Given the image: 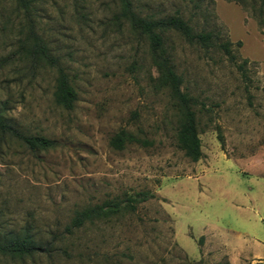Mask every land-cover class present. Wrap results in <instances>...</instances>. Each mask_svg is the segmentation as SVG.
I'll return each mask as SVG.
<instances>
[{
	"label": "rangeland",
	"instance_id": "1",
	"mask_svg": "<svg viewBox=\"0 0 264 264\" xmlns=\"http://www.w3.org/2000/svg\"><path fill=\"white\" fill-rule=\"evenodd\" d=\"M130 1L139 16L177 14L212 35L202 46L162 33L194 101L202 157L192 162L177 147L169 90L146 37L116 19L118 0H30L27 11L0 0V116L54 144L30 150L0 136V244L26 235L49 247L0 253V264H208L203 231L238 244L251 229L264 243V0ZM29 31L67 74L71 109L52 95L56 69L24 58ZM226 41L233 60L218 48ZM120 131L140 143L112 148ZM142 192L153 198L133 211L65 231L76 212Z\"/></svg>",
	"mask_w": 264,
	"mask_h": 264
},
{
	"label": "trees",
	"instance_id": "2",
	"mask_svg": "<svg viewBox=\"0 0 264 264\" xmlns=\"http://www.w3.org/2000/svg\"><path fill=\"white\" fill-rule=\"evenodd\" d=\"M120 4V12L116 19H123L129 23L132 30L144 35L148 40L151 53L152 64L158 73V81L168 88L170 98L173 100L174 107L179 116V124L176 133L177 147L183 151L184 155L192 162H197L202 157L200 149V139L197 131L196 116L193 110V98L187 96L180 89V78L176 75L168 59L164 55L162 49V33L167 31H177L189 43H198L202 46H208L212 43V35L209 33H194L191 26L179 15H171L165 18L154 19L151 17L139 16L133 10L130 0H118ZM18 8L25 11L28 10L30 0H14ZM239 44V43H238ZM229 43L222 42L218 44V48L224 52L228 58L232 59ZM21 51L28 61L32 63H42L44 65L54 67L57 71L55 90L52 95L56 104L71 109L76 101V93L69 81L67 74L63 71L57 58L50 52L46 43L33 31L28 33L22 42ZM247 61L243 60L240 68L246 65ZM0 136L10 137L20 141L30 150H46L53 147V142L40 136L26 135L12 127L8 122L0 116ZM219 140L222 137L219 136ZM126 143H140V140L133 135L120 131L110 141L112 148L121 150ZM153 198L152 194L142 192L136 194V197H128L123 201H107L101 205L86 207L74 214L70 221V225L65 228L66 232H71L73 228H79L86 222L96 219L107 218L116 215L121 211H133L135 204L144 202ZM49 251L48 244L39 246L34 244L24 235L9 244H0V253L10 255H28L34 251Z\"/></svg>",
	"mask_w": 264,
	"mask_h": 264
},
{
	"label": "crops",
	"instance_id": "3",
	"mask_svg": "<svg viewBox=\"0 0 264 264\" xmlns=\"http://www.w3.org/2000/svg\"><path fill=\"white\" fill-rule=\"evenodd\" d=\"M260 174L264 173L257 175ZM250 230L244 234L245 238L238 244L233 243L230 238L222 237L220 232L204 233L203 231L201 234L204 238L203 260H207L208 264H264V243L257 240L256 231ZM195 255H192L193 259L197 258ZM199 257L201 259V256Z\"/></svg>",
	"mask_w": 264,
	"mask_h": 264
}]
</instances>
